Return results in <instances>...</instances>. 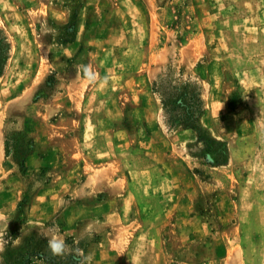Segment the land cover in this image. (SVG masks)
Listing matches in <instances>:
<instances>
[{
  "label": "rangeland",
  "instance_id": "374dc122",
  "mask_svg": "<svg viewBox=\"0 0 264 264\" xmlns=\"http://www.w3.org/2000/svg\"><path fill=\"white\" fill-rule=\"evenodd\" d=\"M3 38L0 134L24 176L35 140L9 118L18 95L43 104L49 125L72 97L100 119L123 111L132 145L120 237L69 194L55 214L37 212L39 174L17 202L4 192L15 184L0 180V214L11 211L0 215V264H78L77 250L90 264H264V0H0ZM173 88L202 112L197 129L171 126ZM57 97L65 104L48 103ZM53 234L69 246L63 256L48 249Z\"/></svg>",
  "mask_w": 264,
  "mask_h": 264
},
{
  "label": "crops",
  "instance_id": "0c3cea01",
  "mask_svg": "<svg viewBox=\"0 0 264 264\" xmlns=\"http://www.w3.org/2000/svg\"><path fill=\"white\" fill-rule=\"evenodd\" d=\"M139 22L141 19H137ZM70 99L72 106L69 113H64L56 125L48 124L49 113L44 111L43 104L31 106L30 98L24 95L6 102L12 112L9 118H14L20 129L35 140V144L26 158L27 173L24 176L20 165L7 157L4 135L0 134V180L15 184L14 188L4 192L11 193L8 197L17 202L18 196L27 189L24 182L39 174L44 186L34 197L32 207L37 212L43 208L42 211L48 209L49 215L55 214L65 205V196L69 194L71 201H82L83 213L88 219L105 216L103 225L99 227L110 236L120 237L124 235V228L119 224L118 215L120 205L128 197L127 176L121 171L125 151L122 149L132 145L127 143L129 132L121 127L124 113L119 111L117 115L107 114L100 119L101 114L86 110V97ZM48 103L65 104L58 97ZM97 120L101 125H95L93 121ZM109 132L112 134L110 143L98 146L97 141ZM100 194L106 197L103 211L95 207V199ZM12 202L8 209L13 208ZM10 212L5 209L0 215ZM97 225L92 222L94 228Z\"/></svg>",
  "mask_w": 264,
  "mask_h": 264
},
{
  "label": "trees",
  "instance_id": "16d2710c",
  "mask_svg": "<svg viewBox=\"0 0 264 264\" xmlns=\"http://www.w3.org/2000/svg\"><path fill=\"white\" fill-rule=\"evenodd\" d=\"M9 53V45L7 41L3 38L0 40V74L2 72V64L5 62L7 55ZM176 98L170 101L172 106H170V123L172 127L183 126L185 129L198 128L199 121L202 112L196 110L194 103L187 101V98L183 95L182 91L177 88ZM183 111V115L177 114L178 111ZM199 112V113H198Z\"/></svg>",
  "mask_w": 264,
  "mask_h": 264
},
{
  "label": "clouds",
  "instance_id": "9594fccd",
  "mask_svg": "<svg viewBox=\"0 0 264 264\" xmlns=\"http://www.w3.org/2000/svg\"><path fill=\"white\" fill-rule=\"evenodd\" d=\"M83 76L88 80L91 84H96L98 80V74L95 72V70L92 68L91 65H81L80 66ZM108 83V77L105 76L103 78L99 79L100 87H104ZM47 246L49 251L54 256H63L68 249V244L66 243V240L62 235L59 234H53L50 238L47 240ZM80 252V255L83 257L78 264H90L92 260L91 254L84 255L82 250H77Z\"/></svg>",
  "mask_w": 264,
  "mask_h": 264
}]
</instances>
